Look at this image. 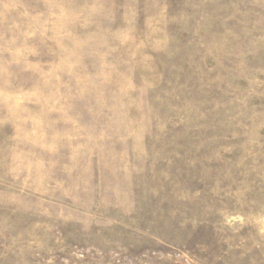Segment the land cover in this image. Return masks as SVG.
I'll use <instances>...</instances> for the list:
<instances>
[{
	"label": "rangeland",
	"instance_id": "374dc122",
	"mask_svg": "<svg viewBox=\"0 0 264 264\" xmlns=\"http://www.w3.org/2000/svg\"><path fill=\"white\" fill-rule=\"evenodd\" d=\"M0 264H264V0H0Z\"/></svg>",
	"mask_w": 264,
	"mask_h": 264
}]
</instances>
